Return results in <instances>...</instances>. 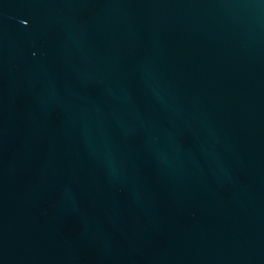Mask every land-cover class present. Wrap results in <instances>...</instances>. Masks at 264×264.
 <instances>
[{
    "label": "water",
    "instance_id": "water-1",
    "mask_svg": "<svg viewBox=\"0 0 264 264\" xmlns=\"http://www.w3.org/2000/svg\"><path fill=\"white\" fill-rule=\"evenodd\" d=\"M0 264H264V0H0Z\"/></svg>",
    "mask_w": 264,
    "mask_h": 264
}]
</instances>
